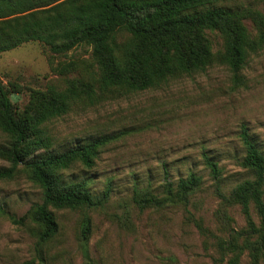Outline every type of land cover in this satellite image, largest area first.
<instances>
[{"label": "rangeland", "instance_id": "rangeland-1", "mask_svg": "<svg viewBox=\"0 0 264 264\" xmlns=\"http://www.w3.org/2000/svg\"><path fill=\"white\" fill-rule=\"evenodd\" d=\"M227 4L251 8L264 20V0ZM244 25L255 36L254 21L246 19ZM211 44L215 52L221 39L213 34ZM89 56L87 47L52 55L40 43H25L0 55V81L21 113L49 86L62 90L68 81L86 77ZM71 63L76 65L72 71L61 72ZM240 75L237 84L227 67L214 64L94 106L76 103L67 114L46 123L49 149L57 152L112 137L99 149L92 168L76 164L63 173L66 181L87 180L99 204L51 209L58 232L40 243L27 214L42 202L41 190L18 167L11 178H0V264H218L217 244L246 228L240 207L219 196L228 197L239 182L253 179L240 166L245 155L242 127L264 154V49L247 59ZM8 140L0 132V147ZM204 157L217 163L218 181ZM9 167L0 158V172ZM190 173L201 178L200 186L185 205L169 200L166 182L175 187ZM146 198L156 199L158 206L143 207L140 201ZM23 216V225L12 224L10 217ZM85 218L86 239L81 232ZM251 218L258 224L252 208ZM238 264H253L247 251Z\"/></svg>", "mask_w": 264, "mask_h": 264}, {"label": "trees", "instance_id": "trees-1", "mask_svg": "<svg viewBox=\"0 0 264 264\" xmlns=\"http://www.w3.org/2000/svg\"><path fill=\"white\" fill-rule=\"evenodd\" d=\"M228 0H0V55L25 43L36 42L52 55L78 47L90 49L89 74L67 82L62 90L49 86L21 113L15 111L8 87L0 81V132L9 140L0 147V158L10 167L0 178H11L18 167L41 190L42 202L27 215L35 223L40 243L58 232L51 209L78 210L99 204L93 199L87 180L66 181L64 172L78 164L94 165L99 149L112 137H99L57 152L49 149L50 137L44 125L67 114L80 103L94 106L113 97L159 87L169 79L203 72L214 64L231 72L235 83L247 59L264 49V20L251 8H233ZM251 19L257 32L252 36L244 25ZM221 39L212 50L211 36ZM85 62V63H88ZM76 65L64 66L61 72ZM60 72V69H59ZM240 139L245 155L240 166L253 179L239 182L225 197L240 207L246 228L230 234L217 244L218 264H238L247 251L251 262L264 260V154L242 127ZM204 165L215 180L220 178L217 163L204 157ZM201 184L190 173L172 187L166 182L169 200L186 204ZM156 199H143L145 206H158ZM162 205H160L161 207ZM251 208L258 215L256 224ZM27 216L10 217L23 225ZM82 237L89 235V219L82 225Z\"/></svg>", "mask_w": 264, "mask_h": 264}]
</instances>
